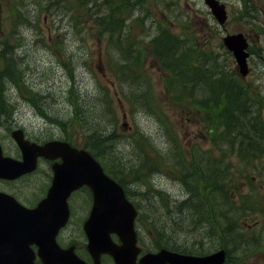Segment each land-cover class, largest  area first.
I'll use <instances>...</instances> for the list:
<instances>
[{
  "label": "rangeland",
  "instance_id": "rangeland-1",
  "mask_svg": "<svg viewBox=\"0 0 264 264\" xmlns=\"http://www.w3.org/2000/svg\"><path fill=\"white\" fill-rule=\"evenodd\" d=\"M37 1L0 0V54L5 56L0 55V70L12 62V68L8 66L10 70L1 75L0 95L4 104L9 106V111L15 110L11 121L9 117L7 121L0 120V141L4 154L17 159V148L9 136L10 127L14 123L29 134L40 133L44 140L63 135L77 145L81 144L86 132L76 121L67 119L71 115L70 98H73V102L75 99L74 92L68 98V88L71 89L72 86L75 92L87 94L83 98V105L88 114L100 110L108 114L104 121L114 131L113 144L118 154L116 162L118 158H124L120 160L121 163H117L120 169L117 176L132 192V201L139 205L145 222L146 218H150L154 223V227L144 228L154 247L157 248V241L162 236L171 238L179 246H193L199 241L201 232L209 231L213 234L215 231L222 236L223 227L230 224L231 230H234L232 235L237 240L231 241L227 246L230 255L227 264H262L264 209L262 213L251 210L247 200L254 199V194L247 191L240 180L241 172L249 174L246 184L254 183L258 195L263 198L262 169L250 165L251 161L242 164L245 159L236 155L238 151L235 139L231 138L228 143L217 139V143L213 145L207 137L208 125L200 121V115L193 105L175 106L169 100L163 79L167 72L157 66L150 52V42L164 35L154 33L156 27L175 36L182 33L185 36L187 30L193 31L188 35L190 40L182 37L184 44L189 45L202 61H218L229 71L236 70L235 63L225 52V48L220 46L221 38L225 34L243 33L249 39L252 54L249 73L246 77L239 78L240 84L249 89L256 107L263 106L259 112L263 123L264 35L258 25L264 26V0H247V6H244L245 0H218L226 6L228 14L221 27L201 0H91L96 5L91 7L90 17L86 14L81 16L83 10L75 5L64 9L68 13H55L52 8L39 7ZM11 6L17 9L18 14L20 10L22 16L17 17L14 22ZM36 11L38 12L34 16ZM119 18L122 19L120 26ZM113 21L117 22V27L109 31ZM213 30L217 32H212ZM117 38L120 40L117 41ZM142 44H145L143 53L140 52ZM195 47L200 49L196 50ZM177 50L181 51V48L177 46L170 53ZM118 52L124 54L122 60H118L122 64L126 60L133 63L137 55L142 56L140 62L145 77V90L151 92L150 106H154L158 113L138 111V107H133L132 104L127 108L126 95L130 86L126 82L121 85V94L126 100L117 101L114 97V88L120 87L118 80H111L104 68L112 60L115 61V53ZM15 53L20 57H15ZM212 54H217V59H213ZM24 84L30 89L35 88L36 93L43 97L40 100L38 97L29 100L23 94L17 95V89H21ZM42 109H46V119L39 115L42 114ZM88 114L87 117L90 118ZM135 130L141 132L144 136L142 140L148 143L140 145V149L151 150L153 157H160L155 159L158 166L153 163L149 177L138 181L139 184H133V180L141 176L126 172L128 167H135L143 162L142 156H137L136 160L133 158L137 148H131L127 143L129 134ZM250 141L254 147H258L255 140ZM197 164L203 167L204 178L209 180L213 173L221 181L213 198L218 206L213 212L215 219L208 218L210 224L205 223L206 218L196 217L192 219L196 225H188L189 218L185 211L177 214L172 209L175 204L191 197L188 186L193 184L195 171L190 174L188 166L196 165L198 168ZM158 167L161 169H156ZM44 173L48 176L50 171L47 165L42 164V169L32 177L10 186L0 182V190L17 194V199L20 202L26 201L27 206L44 188ZM259 185L262 187L259 188ZM210 186L213 183H207L204 179L199 188L205 190ZM76 210L86 212L85 208ZM220 216H228L234 220L232 223H225L220 220ZM212 223H216V230ZM229 237L230 235L227 236ZM202 240L211 242L205 237Z\"/></svg>",
  "mask_w": 264,
  "mask_h": 264
},
{
  "label": "trees",
  "instance_id": "trees-1",
  "mask_svg": "<svg viewBox=\"0 0 264 264\" xmlns=\"http://www.w3.org/2000/svg\"><path fill=\"white\" fill-rule=\"evenodd\" d=\"M37 3L39 7L43 6L45 9L52 8L55 13L61 11L58 7L67 9L75 5L78 9L81 8V10H83L81 16L86 14V16L90 17V0H46V2L38 0ZM43 3H45V5H43ZM247 3L248 1L245 0L244 6H247ZM256 12L260 14L259 11ZM115 25V21H113L112 30L116 27ZM258 27L263 30L262 35H264V26L259 24ZM157 39L159 41L153 40L150 42V52L158 65L166 71L169 76L164 82L167 92L173 90L169 100H172L175 106L180 104L193 105L200 115V120L208 125V132L212 134V140L215 141L216 139H220V142L228 143L231 138L235 139L237 151L238 153H244L245 159L249 158L248 160L251 159L253 161L255 159L256 161L263 160L264 129H262L259 115L260 109L263 106H255L251 99L249 89L244 88L240 84V80L232 76L235 72L232 70H225L224 64L218 61H202L200 56H195L193 54L191 47H186L183 50L180 41L170 35L165 34V36H160ZM171 46L174 47L170 48ZM177 46L181 48V51L177 50L170 53V51L177 48ZM120 53L121 58H123L124 54L122 52ZM1 56L5 57L3 55ZM141 57L142 56L137 55L133 63L126 60L127 62L125 64H120V67L115 70L119 79L118 84H124V82H126L130 86L128 94L126 95L128 104H132L133 107L136 105L138 111L142 110L145 112L147 110L148 112L156 111V113H158V110H156L154 106H150V103H152L151 92L145 90V81L143 80L145 77L141 71ZM215 57L216 56H214L213 59H217ZM11 65L12 62L4 66V71L0 70V80L1 75L6 73L7 70H10L8 66L10 67ZM70 78H72L71 75ZM21 89L24 93L28 90L25 84ZM21 89L18 90L20 91ZM71 92H74V102L73 98H70ZM71 92L68 93L71 115L67 119L76 121V123L83 128V131L86 132L84 135L90 137V144L85 143V147L102 163L107 173L119 184L123 185L124 183L117 176V172L120 170L118 169V164L121 163V159L124 158H118V162H116L118 154L113 144L115 140L114 131L111 126L109 127L110 124H106L104 121V117L106 118L108 114L102 110L93 111V113L90 112L89 119L87 117V108L83 105V98L86 96H82L79 92ZM27 96L31 95L26 94L25 97ZM8 107L7 104H4L2 96L0 95V119L8 118L11 111H9ZM217 134H219V136H217ZM143 138V134L137 130L135 133L130 134L127 140L131 148H137L136 155L133 156V158L136 160L137 156L143 157V162L135 165V167L130 166L126 169V172L136 173L138 177L141 176V178L133 180L134 184H139L138 181H144L146 176L149 177L148 173L151 168H153V163L158 166L155 159L160 158L150 155L149 153L151 150H145L144 148L140 149V145L148 144L145 140H142ZM251 139L255 140L260 148L254 147L250 141ZM256 153L261 154V156L253 157ZM197 166L198 168H196V165L194 167L188 166V168H190V174L195 171L193 184L188 186L191 197L178 205L175 204L173 209L171 208L173 212L177 214L178 212L185 211L189 218L188 225H196L194 220H192L196 217H204L206 218L205 223L210 224L208 218L214 217L213 212L218 206V203H215L213 198H215V189H218V183L221 184V181L213 173H211L212 178L207 180L203 176V167L198 164ZM217 171L220 172L219 169H217ZM223 175H225L224 169ZM203 178L207 183H213V186H210L207 190L200 189L199 186L204 180ZM225 202L226 201H224V203ZM152 211L153 210H151V212ZM167 212H169V208ZM220 220L225 223H232L233 219L228 216H220ZM149 224L153 227L155 226L153 222ZM212 225L216 230V223H212ZM233 233L234 230H231L230 224L223 227L222 242L226 249L227 246L229 247L231 241L237 240L236 236L232 235ZM213 234H216V232L214 231ZM229 235L230 237L227 238ZM159 241L170 246H174L175 244V241L167 236L160 237ZM179 248L182 250L183 246H179ZM227 252L226 264L229 262L228 260H230L228 249Z\"/></svg>",
  "mask_w": 264,
  "mask_h": 264
},
{
  "label": "water",
  "instance_id": "water-1",
  "mask_svg": "<svg viewBox=\"0 0 264 264\" xmlns=\"http://www.w3.org/2000/svg\"><path fill=\"white\" fill-rule=\"evenodd\" d=\"M218 20L223 23L225 11L223 5L216 0H204ZM223 42L233 54L236 69L240 76L248 72L245 52L246 40L242 34L227 35ZM13 138L22 151V161L18 162L2 156L0 148V178L12 179L25 172H30L37 156L48 158L61 157L62 163L53 167V181L47 197L28 211L18 205L11 197L0 195V264H32L33 253L30 244L38 246V255L43 264H83L76 257L57 251L54 235L64 225L68 217L66 197L81 185H86L92 193V206L84 223V231L88 236L92 256L100 252H112L108 246L109 233L115 232L125 244L123 249H132L131 238L133 219L136 210L129 203L122 188L107 177L95 160L84 151L69 149L50 150L51 146L60 143H48L42 147L35 146L27 151L22 136L17 131ZM129 233L132 234L129 238ZM43 252L44 255H40ZM116 264H120L118 256L113 254ZM153 261L145 258L142 264H222L225 261L223 249L205 256L189 257L166 250L152 255Z\"/></svg>",
  "mask_w": 264,
  "mask_h": 264
},
{
  "label": "flooded vegetation",
  "instance_id": "flooded-vegetation-1",
  "mask_svg": "<svg viewBox=\"0 0 264 264\" xmlns=\"http://www.w3.org/2000/svg\"><path fill=\"white\" fill-rule=\"evenodd\" d=\"M16 128L20 127L17 126ZM21 130L23 131L24 136L28 141L35 142L36 144L43 143L40 133L38 135H35L29 134L22 128ZM40 162L47 165L50 170L52 162L39 159L38 163ZM91 196L92 195L89 189L85 186L80 187L77 191H74L70 194V196L68 197L70 217L66 225L59 231L56 237V244L60 249H71L77 257L85 261L87 264H92V259L87 250L88 239L83 231V223L86 220L87 214L90 209ZM76 208H85L86 212H77ZM143 221L144 220L139 217L134 220L132 230L135 235V246L137 247V250L130 254V264H140L139 261L143 255L157 252V248L154 247V245L150 242L148 235L143 232L144 228H146L144 227ZM144 236H146L145 239ZM201 237V240L198 239L199 241L196 242V245L192 246L190 244H186L184 254L189 256H205L222 248V240L219 234L215 242H213L212 239L209 240L211 242L203 241V237H206V235L204 234H202ZM111 240L114 246H120L122 244L121 240L116 235H111ZM99 263L115 264L114 258L107 253H103L99 256Z\"/></svg>",
  "mask_w": 264,
  "mask_h": 264
},
{
  "label": "bare ground",
  "instance_id": "bare-ground-1",
  "mask_svg": "<svg viewBox=\"0 0 264 264\" xmlns=\"http://www.w3.org/2000/svg\"><path fill=\"white\" fill-rule=\"evenodd\" d=\"M119 40H120V39L117 38V41H119ZM151 41H153V40H151ZM25 87L28 88V86H27L26 84H25ZM28 89L30 90V92H33V91L36 90L35 88H34V90H33V89H30V88H28ZM199 239L201 240V238H199Z\"/></svg>",
  "mask_w": 264,
  "mask_h": 264
}]
</instances>
